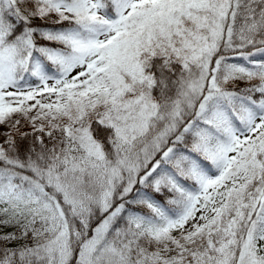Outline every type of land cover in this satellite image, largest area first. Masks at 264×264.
Returning <instances> with one entry per match:
<instances>
[{
	"label": "snow or ice",
	"instance_id": "1",
	"mask_svg": "<svg viewBox=\"0 0 264 264\" xmlns=\"http://www.w3.org/2000/svg\"><path fill=\"white\" fill-rule=\"evenodd\" d=\"M0 125V264H264V0H0Z\"/></svg>",
	"mask_w": 264,
	"mask_h": 264
},
{
	"label": "rangeland",
	"instance_id": "2",
	"mask_svg": "<svg viewBox=\"0 0 264 264\" xmlns=\"http://www.w3.org/2000/svg\"><path fill=\"white\" fill-rule=\"evenodd\" d=\"M12 119L13 120H15V119H20L21 120V131H31V129L27 126L25 120L22 117L14 116ZM4 131H6V126L5 125H0V133H3ZM3 138L4 137L2 135H0V141H2Z\"/></svg>",
	"mask_w": 264,
	"mask_h": 264
},
{
	"label": "trees",
	"instance_id": "3",
	"mask_svg": "<svg viewBox=\"0 0 264 264\" xmlns=\"http://www.w3.org/2000/svg\"><path fill=\"white\" fill-rule=\"evenodd\" d=\"M12 229H6V231H11Z\"/></svg>",
	"mask_w": 264,
	"mask_h": 264
}]
</instances>
